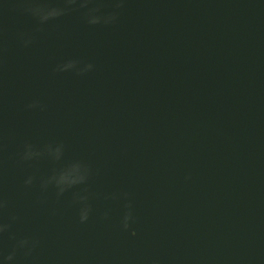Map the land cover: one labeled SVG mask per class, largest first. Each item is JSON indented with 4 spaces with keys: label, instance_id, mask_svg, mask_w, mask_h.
Masks as SVG:
<instances>
[{
    "label": "water",
    "instance_id": "1",
    "mask_svg": "<svg viewBox=\"0 0 264 264\" xmlns=\"http://www.w3.org/2000/svg\"><path fill=\"white\" fill-rule=\"evenodd\" d=\"M0 264H264V0H0Z\"/></svg>",
    "mask_w": 264,
    "mask_h": 264
}]
</instances>
